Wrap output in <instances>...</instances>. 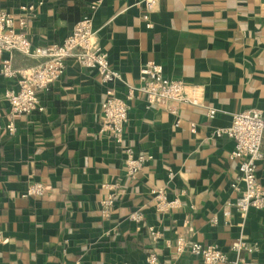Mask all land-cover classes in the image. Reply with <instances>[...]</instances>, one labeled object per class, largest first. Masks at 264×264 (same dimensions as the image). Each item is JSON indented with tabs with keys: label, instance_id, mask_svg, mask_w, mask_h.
Masks as SVG:
<instances>
[{
	"label": "crops",
	"instance_id": "1",
	"mask_svg": "<svg viewBox=\"0 0 264 264\" xmlns=\"http://www.w3.org/2000/svg\"><path fill=\"white\" fill-rule=\"evenodd\" d=\"M143 1L0 0V11L15 19L20 7L35 8L23 29L33 48L62 43L95 3V38L123 81L102 85L95 71L70 59L63 76L38 92L43 111L14 119L10 134L3 92L16 80L0 75V264H146L149 253L161 264L193 262L175 254L177 236L227 254L243 239L257 249L242 255L246 263L264 264V212L225 213L237 196L230 188L237 161L229 158L233 141L213 137L233 115L264 105V0H156L150 30L141 19ZM3 61L14 70L39 63L15 52L2 53L0 68ZM148 62L159 64L167 80L200 89L202 106L181 104L171 115L147 109L137 93L127 100V87H138ZM107 90L129 107L123 145L98 134ZM207 108L216 111L212 119ZM123 146L152 158L133 179ZM261 154L256 177L264 190V139ZM39 183L42 197H23ZM161 189L180 205L157 211L151 193ZM135 211L143 213L141 226L129 220ZM149 228L162 234L157 243Z\"/></svg>",
	"mask_w": 264,
	"mask_h": 264
},
{
	"label": "built area",
	"instance_id": "2",
	"mask_svg": "<svg viewBox=\"0 0 264 264\" xmlns=\"http://www.w3.org/2000/svg\"><path fill=\"white\" fill-rule=\"evenodd\" d=\"M143 4L141 19L145 22L146 28L150 30L153 25L149 18L157 6L156 0H144ZM96 8L95 3L90 5L86 15L77 22L62 43L36 48L32 47L31 42L23 33L26 27V15L34 13L35 8L20 7L21 14L17 19L5 10L0 11V57L2 53L15 52L29 60L39 61L36 67L19 70H14L9 61L2 62L0 75L8 80H16L14 88H7L3 92L9 110L5 127L10 134L15 132L14 119L23 114L29 115L43 111L38 92L47 91L55 81L63 76L66 63L70 59H74L86 70L95 71L102 85L123 83L119 74L111 70L108 56L95 38L91 15ZM127 88L129 89L127 100H131L137 93L145 102L147 109L162 108L171 115L176 114L177 107L181 104L202 106L200 89L188 88L180 80H167L163 76L161 66L153 62H148L140 69L138 87ZM100 107L101 122L98 134L107 135L117 145H123V132L129 111L125 100L119 99L113 91L107 90ZM215 113V110L207 108L209 119H212ZM194 131L195 127L192 125L191 132ZM224 136L234 143L229 158L237 161L239 174L235 182L230 185L237 196L226 204L225 213L227 208L234 209L243 218L251 209L264 212V190L256 177L257 166L263 159L261 146L264 139V105L261 109L233 115L229 127L213 132L214 138L219 139ZM122 155L125 173L132 179L136 177L143 165L152 159L142 153L135 154L129 146L122 147ZM169 178L172 179L173 175L170 174ZM24 194L23 197L38 199L45 194V186L42 183L32 184ZM151 195L157 211H171L180 205L178 199L167 201L166 193L162 189L152 192ZM113 199L114 196L110 195L107 201L102 203L104 216L107 215L108 207L113 204ZM143 218L141 211H135L129 215V220L138 226L142 225ZM211 223L217 224L215 217L211 219ZM148 232L153 243H157L162 237L160 232L152 228H149ZM1 240L0 234V242ZM175 241V254L178 256L186 254L195 259L193 262L184 264H247L242 255L257 251L254 245L243 239H238L230 245L229 254L224 253L215 245L206 246L198 242L188 244L181 236H177ZM146 258V264H161L154 253L148 254Z\"/></svg>",
	"mask_w": 264,
	"mask_h": 264
},
{
	"label": "trees",
	"instance_id": "3",
	"mask_svg": "<svg viewBox=\"0 0 264 264\" xmlns=\"http://www.w3.org/2000/svg\"><path fill=\"white\" fill-rule=\"evenodd\" d=\"M87 13V12H86ZM150 254V253H149Z\"/></svg>",
	"mask_w": 264,
	"mask_h": 264
}]
</instances>
